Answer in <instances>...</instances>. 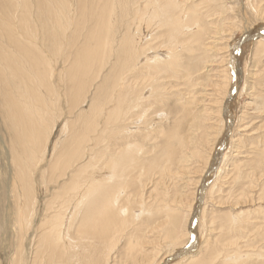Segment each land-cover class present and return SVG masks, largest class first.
<instances>
[{"label": "bare ground", "instance_id": "1", "mask_svg": "<svg viewBox=\"0 0 264 264\" xmlns=\"http://www.w3.org/2000/svg\"><path fill=\"white\" fill-rule=\"evenodd\" d=\"M36 1L38 8L34 7L33 0L13 2L12 10L9 9L11 17L15 19L20 14V21L15 29L10 30L5 23L8 41L2 46L9 51L1 47L0 53V79L5 87L20 94L19 97L11 90H6L4 98L2 96L4 110L10 112L7 113V120H10V136H14L11 158L16 164V174L12 173L6 187L9 192L12 186L15 187L18 200H23L22 196L25 195V199L31 201L34 196L28 173L29 159L35 168L53 153L54 160L47 167L54 173L60 171L57 182L60 177L69 178L59 187V196L52 206V209L55 208L54 213L45 224H49V227L43 231L44 237L39 247L46 254L45 264H108L120 237L135 225L139 216L151 211L133 208L131 200L135 197L134 184L137 182L133 173L137 170L142 173L146 168L147 160H150L145 155L146 146L149 147L148 142L157 140L153 135L159 138L166 136L162 131L163 126L156 125L159 120L158 124L170 120L171 113L163 103L169 98L166 99L165 95L175 86L174 78L183 79L200 71V62L194 63V60L199 58L203 50L208 29L204 17L195 12L196 0H91L99 1L94 13L89 10L87 2L79 0L78 21H74L71 14L74 7L69 11V5L63 0ZM30 7L31 15L35 18L34 25L27 19ZM55 8L67 14L62 18L59 12H53ZM49 12L52 13V19L47 18L48 24L44 23L41 27V14L45 17ZM245 36L244 40H250L248 44L254 45V55L260 52L259 45H264V29L250 37ZM64 39L67 43L65 49L60 46ZM43 43H48L50 56L42 48ZM239 47L240 43H235L231 52L234 54ZM12 53L20 56L19 60H15L16 64L11 60L13 57H8ZM236 58H231L229 64L235 81L232 80L229 86L228 99L235 98L244 90L243 87L239 89L241 68ZM58 63L64 66L63 71L57 68ZM67 64L69 67L65 69ZM19 73L21 79H17L20 81L17 84L15 80ZM28 80L34 84L41 83L40 88L44 86L47 90L48 102L44 101L46 112L39 117L40 110H36L37 113L31 111ZM146 85L152 88H149L152 95L147 96L142 90ZM33 101L36 102V99ZM86 103L85 109L83 105ZM179 104L176 102L177 109L171 107L176 119L182 111ZM227 104L225 102L221 110L225 135H220L222 137L213 153L215 156L210 158L207 167L213 168L214 172L222 169L221 162L227 158L222 151L227 146L228 134L234 129L235 121ZM57 107L63 111L60 112ZM64 111L66 114L62 115ZM32 114L36 120L29 119ZM51 114L52 121L48 120ZM154 114L158 122L150 119ZM168 139L176 141L173 147L186 149L185 152L189 151L190 155L192 146L196 147L195 140L190 141L177 133ZM201 140L203 138L199 142ZM168 143L164 145L172 147V143ZM0 144L4 145L1 136ZM37 153H40L38 160ZM7 154L10 151L6 149L4 157ZM171 159L158 167L165 174L173 173L174 160ZM148 166L152 167L150 164ZM69 168H72V174L67 172ZM205 175L201 179L205 182L201 199L206 205L203 196L208 188ZM1 201L0 198V205ZM204 204L193 213L189 229H193L197 220L203 217ZM9 206L7 211L10 213L12 210ZM161 206L166 220L161 219L158 229L165 232L168 242L176 243V246L183 232L182 215L171 206ZM60 208L67 214L58 212ZM3 210L6 212V208ZM195 233H191L194 245L186 250L187 253L179 256L182 251L179 257H164L159 264H213L218 254L215 252L208 258L201 257L200 251L203 249L199 250ZM137 246L133 238L127 241L128 260L135 261ZM168 259L172 260L168 262ZM231 259L228 258V261L233 262Z\"/></svg>", "mask_w": 264, "mask_h": 264}, {"label": "rangeland", "instance_id": "2", "mask_svg": "<svg viewBox=\"0 0 264 264\" xmlns=\"http://www.w3.org/2000/svg\"><path fill=\"white\" fill-rule=\"evenodd\" d=\"M63 1L69 5V11L74 7V11L71 13L74 21L80 20L77 7L79 0ZM84 1L87 2L89 10H93V13L98 9L99 1ZM212 1H194L196 3L195 12L200 17H204L209 34L206 35L207 40L202 47V52L199 53L200 59L194 60V63L200 62V71L192 76L187 75L183 79L174 78L175 86L168 91L170 95L169 93L165 95V98L169 97V100L167 99L163 103L164 106L166 105L167 111L171 113L170 120H163V124H158L160 120L159 122L156 120L155 114L152 117L148 116L158 122L156 126H163L162 131L166 136L170 137L177 133L190 141L195 140L196 147L192 146L190 155L189 151L185 152L186 149H181L179 146L173 147V144L176 143L175 140L169 141V137L159 138L160 136L153 135L157 140L148 142L149 147L146 146L148 154L147 152L145 154L150 159L147 160V163L150 162L146 163V168L144 167L142 173L138 170L133 173L137 185L134 184L135 197L131 200L135 210L151 211L147 215L140 214L142 217L139 216L135 225L128 228L126 233L120 237L117 249L113 253L114 256L108 264H159V261L164 257L178 256L180 252L189 250L194 243L190 238L194 231H196L197 246H199V250L203 249L200 251L201 257L210 256L215 252L218 254L213 264H264V45H259L261 51L254 55V45L248 44L250 40H244L245 35L250 37L264 29V0ZM13 2L16 4V0H0V53L1 47H4L2 45L7 44L8 41L5 23L10 30L15 29V25L17 26L20 21V14H17L18 17L15 19L11 17L10 10H12ZM189 3L191 4V2ZM33 5L38 8L36 0H33ZM53 12H59L62 18L67 14L62 13L58 8H55ZM41 18L42 27L44 23L48 24L47 18L52 19V13H47L45 17L41 14ZM27 19L34 25L35 18L31 15V7ZM188 31L190 32V30ZM85 32L86 30L83 33ZM39 34L43 37L42 32ZM236 41L238 44L240 43V49H236L233 54L231 50L237 43ZM60 44L65 49L67 45L65 39ZM47 46L49 47L48 43H43L42 48L47 53L46 55L50 56ZM4 49L9 51L7 47ZM230 52L232 59L237 57L239 60L241 68L239 89L243 87L244 90L240 91L235 98L228 99L230 84L235 81V75L229 66ZM11 55L8 57H13L11 60L16 64L15 60H19L20 56L13 53ZM61 65V63L57 65L59 71H63L64 66L61 67ZM68 65L65 66V69L69 67ZM19 76L15 80L17 84L20 83L21 76ZM43 80L46 81L45 78ZM40 85L41 83L34 84L28 80L31 111L37 113L36 110H40L41 113L38 117L46 112L44 101L48 100L47 90L44 86L40 88ZM146 86L142 90L147 96L152 95V91H150L152 88L149 87V90ZM6 90L10 91L11 89L5 87L0 79V136L4 143V145L0 144V198L2 200L0 205L2 209L0 210V264H45L46 254H43L39 247L44 237L43 231L49 227V224L46 226L45 224L47 220H50L48 217L54 213L55 208L52 209V206L59 196L58 193L61 190L59 187L69 177L62 179L60 177L57 182L60 171L54 173L50 171L49 166L47 167L53 162L50 161L54 160L53 153L50 155L51 157L49 156L50 158L46 156L44 161L38 163L40 167L37 164V167L34 168L30 158L28 173L31 178L33 196L36 198L38 194V198L33 197V200L30 201V199H25L23 193V200H18L13 186L9 192L6 183L16 172V164L11 158L14 152L12 143L14 136H10V120H7V115L10 112L5 111L3 105V94L6 93ZM11 92L20 97L18 91L11 90ZM33 98L36 99V102L33 101ZM176 102L181 103L179 105L182 106V111L177 119L172 113V108L177 109ZM225 102L229 105L228 111L232 114L235 123L233 132L228 134L227 146L222 151L227 158H223L224 160L221 162L222 169L214 172L213 168L208 169L207 167L210 164V158L215 156L213 154L217 148L215 146L225 135V124L221 122V110ZM61 103L63 102L61 101ZM61 107H57L60 112L63 111ZM79 107H77V111ZM83 108H87V103L83 105ZM67 109L66 106L65 110ZM64 114L66 111L62 115ZM32 118L35 119L34 114L29 119L32 121ZM52 118L51 114L48 120L52 121ZM44 126L47 125L44 124ZM221 134L222 136H220ZM200 138H203L202 142H199ZM166 142L172 143V147H166L164 145ZM6 149L8 152L10 151V154L4 157L3 152L5 154ZM169 149H171L170 154ZM39 154L36 155L37 160ZM168 158L174 160L173 173L165 174L158 167H161L162 162H168ZM149 164L152 165L151 168L148 166ZM71 170L72 168H69L67 172L72 174ZM155 170L157 173L154 172ZM205 171L206 173H204ZM204 175L208 187L206 194L203 193L206 205L201 199L205 183L201 179ZM52 176L53 178H50ZM8 200H10V211L12 210L10 213L9 210L7 211ZM203 204L205 205L203 217L197 220L193 229H189L193 213ZM160 205H166L167 208L171 206L173 210H178L182 215L181 231L183 232L177 247L174 245L176 243L168 242L165 232L158 229L162 220H166L162 213L164 210L161 211ZM4 208H6V212H3ZM68 210L70 211V208ZM59 211L67 214V211H62L61 208ZM131 238L135 244L138 243L135 261L127 258L129 254L127 241ZM228 258H232L233 262H229Z\"/></svg>", "mask_w": 264, "mask_h": 264}, {"label": "water", "instance_id": "3", "mask_svg": "<svg viewBox=\"0 0 264 264\" xmlns=\"http://www.w3.org/2000/svg\"><path fill=\"white\" fill-rule=\"evenodd\" d=\"M185 253H187V251H186V250H185V251H183V252H182V253H181L179 256H181V255H183V254H185ZM179 256H178V257H179ZM178 257H177V258H178ZM177 258H176V259H177ZM171 260H172V259H168L167 261H168V262H170Z\"/></svg>", "mask_w": 264, "mask_h": 264}]
</instances>
